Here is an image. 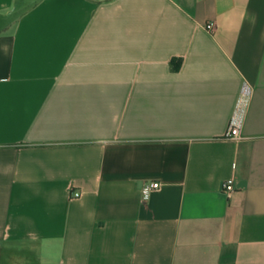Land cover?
<instances>
[{
    "label": "crops",
    "instance_id": "crops-1",
    "mask_svg": "<svg viewBox=\"0 0 264 264\" xmlns=\"http://www.w3.org/2000/svg\"><path fill=\"white\" fill-rule=\"evenodd\" d=\"M0 264H264V0H0Z\"/></svg>",
    "mask_w": 264,
    "mask_h": 264
},
{
    "label": "built area",
    "instance_id": "built-area-1",
    "mask_svg": "<svg viewBox=\"0 0 264 264\" xmlns=\"http://www.w3.org/2000/svg\"><path fill=\"white\" fill-rule=\"evenodd\" d=\"M216 28L215 21H207L205 23V29L209 32H213ZM251 97V87L244 83L239 91L238 97L235 102V106L232 112V115L229 119L226 136L233 138V139H239L241 138V128L246 116L247 107L250 101ZM161 186V183L157 180H149L145 181L141 188H140V194L141 199L143 201H147L150 197V195L158 190ZM234 190L233 185V179L229 178L223 181L222 183V191L229 194ZM72 197H79L80 193L79 191H71Z\"/></svg>",
    "mask_w": 264,
    "mask_h": 264
}]
</instances>
